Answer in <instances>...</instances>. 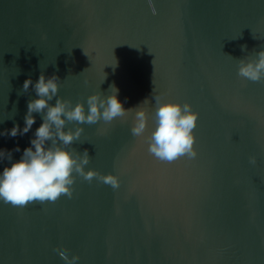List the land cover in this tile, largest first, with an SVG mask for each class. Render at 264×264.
I'll return each mask as SVG.
<instances>
[{
  "label": "water",
  "instance_id": "1",
  "mask_svg": "<svg viewBox=\"0 0 264 264\" xmlns=\"http://www.w3.org/2000/svg\"><path fill=\"white\" fill-rule=\"evenodd\" d=\"M152 4L155 15L148 0H0V132L24 127L38 97L23 82L41 72L86 111L87 97L110 86L125 109L149 100L143 137L131 133L134 111L66 125L85 129L71 146L88 150L85 170L115 174L120 187L77 176L71 199L0 202V264H65L57 248L77 264H264V81L238 76L239 60L264 50V0ZM154 94L199 113L195 159L148 153ZM33 115L27 134L0 135V149L20 148L0 173L31 146L43 122Z\"/></svg>",
  "mask_w": 264,
  "mask_h": 264
},
{
  "label": "clouds",
  "instance_id": "2",
  "mask_svg": "<svg viewBox=\"0 0 264 264\" xmlns=\"http://www.w3.org/2000/svg\"><path fill=\"white\" fill-rule=\"evenodd\" d=\"M148 3L155 15L156 9L152 0H148ZM245 49L246 45L242 46V50ZM84 54L89 56L85 51ZM238 76L252 82L264 81V50L256 53L255 59H240ZM59 81L55 74L46 78L41 72L34 85L30 77L23 82L22 93H26L33 86L38 98L28 101L22 129L17 123L10 130L0 132V135L17 137L27 134L36 122L33 113L42 114L43 122L36 129L34 138L30 141L31 146L24 149L21 158L12 162L10 167H4L0 173V202L23 208L37 202L55 203L62 196L71 199L77 176L88 183L95 179L111 186L114 191L120 187V179L115 174H102L95 169L85 170L91 160L88 150L85 149L81 154L71 147L80 140L85 129L80 126L74 130L65 128L70 122L94 125L103 120L110 124L134 111L135 120L131 133L135 137H143L148 127V109L144 105L149 104V100L145 99L135 109H125L118 99V89L110 86L114 91L107 97L100 92L87 97L86 111L83 102L73 105L71 100L58 97ZM54 97L56 101L52 105L49 101ZM154 99L155 127L146 137L148 153L158 161L169 164L182 157L195 159L198 153L194 130L198 126L199 113L188 102L181 104L165 101L162 95L155 94ZM12 151L18 152L20 148L17 146ZM12 151L0 149V161H12ZM249 163L256 164L255 156L249 158ZM55 251L65 264H77L80 259L78 255L69 257V250L66 248H57Z\"/></svg>",
  "mask_w": 264,
  "mask_h": 264
}]
</instances>
